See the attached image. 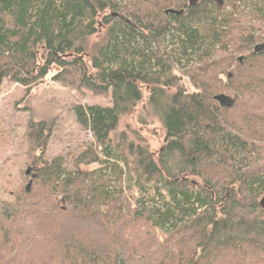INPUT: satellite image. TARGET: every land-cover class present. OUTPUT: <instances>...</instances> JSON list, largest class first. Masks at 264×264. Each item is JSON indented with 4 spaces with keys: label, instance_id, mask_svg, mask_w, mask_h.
<instances>
[{
    "label": "trees",
    "instance_id": "obj_1",
    "mask_svg": "<svg viewBox=\"0 0 264 264\" xmlns=\"http://www.w3.org/2000/svg\"><path fill=\"white\" fill-rule=\"evenodd\" d=\"M190 2L0 0V88L58 68L55 82L112 97L74 108L97 146L74 169L29 123L37 178L0 196V264H264V0ZM144 89L138 122L165 130L155 153L120 130Z\"/></svg>",
    "mask_w": 264,
    "mask_h": 264
},
{
    "label": "rangeland",
    "instance_id": "obj_2",
    "mask_svg": "<svg viewBox=\"0 0 264 264\" xmlns=\"http://www.w3.org/2000/svg\"><path fill=\"white\" fill-rule=\"evenodd\" d=\"M58 68L54 69L41 83L27 91L23 86L5 81L0 88V196L12 200L14 192L21 185L27 186L31 176L25 172L33 168L28 156L27 127L31 121L45 122L51 129L45 158L52 161L63 157L70 169L74 162L87 148H96L91 131L84 129L77 121L74 108L78 105L112 106L111 93L107 95L89 92L84 88L78 90L75 85L61 84L53 80ZM188 92H194L191 81L177 74ZM226 77L223 80L226 81ZM144 92V100L130 116L125 117L120 130H136L137 134L150 149L155 151L163 144L165 130L156 119L148 124L138 122L140 114L146 113L148 93ZM144 117V118H145ZM264 146V145H263ZM36 153L40 154V151ZM94 169L96 164L82 166ZM24 177L27 178L24 181Z\"/></svg>",
    "mask_w": 264,
    "mask_h": 264
},
{
    "label": "water",
    "instance_id": "obj_3",
    "mask_svg": "<svg viewBox=\"0 0 264 264\" xmlns=\"http://www.w3.org/2000/svg\"><path fill=\"white\" fill-rule=\"evenodd\" d=\"M195 0H191V4L194 3ZM173 14L176 16H182L184 14L183 10H175V9H169L166 11V15ZM264 51V43L259 44L255 46L254 52L255 53H261ZM240 62H242V57L239 59ZM214 100L219 103V105L222 108H231L234 105V99L226 94H218L214 96ZM34 169L33 168H28L25 174L27 176H31V180L29 184L26 186L27 192H29L32 188L34 180L37 178V174L33 173ZM262 203H264V200H262Z\"/></svg>",
    "mask_w": 264,
    "mask_h": 264
},
{
    "label": "bare ground",
    "instance_id": "obj_4",
    "mask_svg": "<svg viewBox=\"0 0 264 264\" xmlns=\"http://www.w3.org/2000/svg\"><path fill=\"white\" fill-rule=\"evenodd\" d=\"M185 12V10H183Z\"/></svg>",
    "mask_w": 264,
    "mask_h": 264
}]
</instances>
